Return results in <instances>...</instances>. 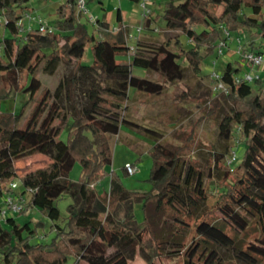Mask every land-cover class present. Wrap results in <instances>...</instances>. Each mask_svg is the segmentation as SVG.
<instances>
[{"label": "trees", "instance_id": "16d2710c", "mask_svg": "<svg viewBox=\"0 0 264 264\" xmlns=\"http://www.w3.org/2000/svg\"><path fill=\"white\" fill-rule=\"evenodd\" d=\"M28 1L0 0V18L10 33L0 38V100L18 91L28 94L18 112L0 111V197L11 190L9 183L15 180L20 192L30 190L21 213L35 208L46 215L51 220V236L38 232L44 225L41 219L32 225L18 222L20 212L0 219V264H66L70 258L68 264H128L136 253L144 264H156L159 256L181 254L184 264H223L221 249L230 250L238 264H257L263 259L264 78L252 81L257 85L252 93L251 82H235L241 59L225 63L221 78L227 91H215L209 103L201 106L202 113L187 132L175 135L179 143L156 141L150 146L149 189L127 188L106 167L112 163L111 136L121 124L162 135L123 116L129 88L160 95L167 83L181 80L184 65L178 59L184 58L197 69L218 52L221 42L227 47L228 38H239L237 47L241 43L264 54V0H165L159 14L149 12L141 23L148 32L151 21L160 19L164 37L158 40L139 34L132 50L119 9L114 28L101 17L92 32L78 18L76 0H61L52 31L37 27L20 31ZM181 34L190 42L186 47ZM87 45L90 63L82 62ZM129 53L128 61L117 58ZM59 61L75 67L68 79L67 95L75 112L71 120L57 99L49 98V91L36 96L41 88L37 66L52 73ZM132 66L154 70L163 79L134 74ZM76 70L86 79L93 77L84 88L86 100L80 107L75 100ZM60 85L61 81L54 96L59 95ZM31 101L32 111L20 127L18 122ZM223 102L230 104L218 119V135L225 148L210 151L211 172L219 186L214 191L207 181L210 171L204 175L192 156L194 127L205 117L215 116ZM184 111L181 107L178 117ZM63 129L66 138L60 139ZM235 130L244 152L238 162L227 164L224 156L233 150ZM36 153L47 154L49 162L19 174L14 161ZM75 162L80 164V174L72 179L69 172ZM104 176H109L105 189L90 185ZM64 194L70 202L66 216L58 222L55 200ZM137 203L143 212L141 220L135 215Z\"/></svg>", "mask_w": 264, "mask_h": 264}, {"label": "rangeland", "instance_id": "374dc122", "mask_svg": "<svg viewBox=\"0 0 264 264\" xmlns=\"http://www.w3.org/2000/svg\"><path fill=\"white\" fill-rule=\"evenodd\" d=\"M60 1L61 0H29L26 10L30 13L32 19L40 18L44 24L54 27L57 17L55 10ZM164 1L165 0H155L154 6L156 11L160 10V8L157 9V7H160L157 5L159 3L162 5ZM56 2H58V5L54 7ZM84 6L86 13H81L78 18L85 21L89 30L92 32H96V19L98 18L96 15H105L107 20L114 22L118 6L128 12L131 10V7L141 8L138 2L131 0H85ZM140 10H142V8ZM89 14H91V19L88 17ZM141 17L143 19L144 15L142 14ZM32 19L30 20L23 16L22 21L24 20L23 23L31 22L35 25V21ZM150 25L148 32L144 31L141 23L137 25V28L133 27V29L130 30L132 33L127 37V42L131 50L139 34H150L158 40L164 37L163 23L160 19L154 18ZM174 32L180 33V30H175ZM9 34L8 30L3 25V19L0 18V38L9 36ZM180 39L184 47L190 44L184 34L180 35ZM241 40L246 44L245 37H241ZM227 41L228 45L227 47H223L221 53L215 52L208 56L197 69H194L184 58L178 59V61L184 65V74L180 81L173 84L167 83L165 90L160 95H150L134 87L129 88L127 100L123 102V116L139 124L154 128L161 132L162 135L157 137L132 125L123 123L120 125L118 133L111 136L112 163L108 165L106 169L115 171L127 188L137 190H146L150 188V182L148 181L152 164V157L149 152L150 146L156 141L179 143L180 141L175 135L179 132H187L196 118L202 113L201 106L205 103H209L210 97L214 95L215 81L211 77V72L213 70L221 72L228 60L235 63L240 59L238 52H236L238 42L235 38H228ZM172 47L174 48L173 45ZM130 54L131 53L123 56L118 55L117 58L120 61H128ZM91 60L90 47L87 45L84 50L82 62L90 63ZM74 68L72 63L67 64L63 61H59L56 69L52 73L44 71L40 65L37 66L35 72V75L41 80V88L36 93V96H40L45 90L49 91V98L55 97L57 99L60 106L67 111L69 120L75 115L71 99L67 95L68 79ZM131 70L134 74L149 79H163L162 75L154 70H146L139 66H132ZM251 71L250 66L241 63L239 71L236 74L242 75L245 72ZM76 74L79 76V81L75 90V100L77 107H80L86 100L84 88L88 86L93 77L89 76V78L86 79L85 75L80 70H76ZM261 75H264V71H261ZM60 81L61 85L58 88L59 95L54 96L55 88ZM250 85L253 88L251 93L257 90V85L255 83L251 82ZM262 88H264V81L262 82ZM27 97V93L18 91L14 97L0 100V111L11 110L18 112L22 108ZM33 104L34 101H31L25 106L23 114L18 122L20 127L26 124L32 111ZM180 106L183 107L185 111L183 115L178 117ZM229 108L230 104L223 102L217 109L215 116L205 117L194 127L195 145L192 149V156L204 175H207L210 171L211 176H207V181L209 187L214 191L219 190V186L217 185L218 179L216 175L211 172L213 159L210 151H223L225 148L224 139L218 135V119L224 112L228 111ZM55 122L58 123L59 120ZM234 134L233 150L236 152V157L233 163L238 162L244 152V146L236 138L238 134L237 130H235ZM58 137L60 139H65L66 129H63ZM229 153L225 154V160ZM261 159H264V153H262ZM49 160L50 157L47 154L36 153L15 160L14 166L16 171L21 174L27 170L45 165ZM132 162H135L133 165L136 167V170L134 173L128 174L124 171L123 166L126 165V163ZM79 174L80 164L75 162L69 172V177L77 179ZM108 182L109 176H104L100 182L98 181L96 189L100 190L108 187ZM55 202L60 211V218L58 219V222H60L66 216V206L70 202V197L64 194L57 198ZM134 209L136 218L141 220L143 212L140 208V204H135ZM0 219L3 220L1 217ZM39 219L44 222V225L38 228V232L43 235V237L44 233H47V237H50L51 233L48 230L51 220L39 210L30 208L24 213L20 212L16 217L18 222L28 221L31 225ZM219 251L224 257L223 264H238L237 261L230 256V250L221 249ZM71 260L72 258H70L66 264L70 263ZM155 263L184 264V259L182 254L171 258L159 256L155 259ZM128 264H144V261L136 253L135 256L128 261ZM257 264H264V258L259 260Z\"/></svg>", "mask_w": 264, "mask_h": 264}, {"label": "built area", "instance_id": "2783aa9c", "mask_svg": "<svg viewBox=\"0 0 264 264\" xmlns=\"http://www.w3.org/2000/svg\"><path fill=\"white\" fill-rule=\"evenodd\" d=\"M151 2V0H139L138 4L142 8V14L145 15L149 13V7L148 4ZM85 0H76V11L85 14ZM24 17H27V19H32V17L28 13H24ZM91 19V14L88 16ZM23 18L20 19V31L24 30H30L33 27H37L40 31H52V27L49 25H46L42 22L40 18H33L32 20L35 21V25H33L31 22L29 23H23ZM237 42H240L239 38H236ZM224 47V42H221L218 47V53H221ZM236 52H238L239 57L241 59V62L245 65L250 66L251 72H245L242 75L235 74L234 81L237 83H243V82H252L253 80L257 78H264V75H261V71H264V54L261 52H255L253 50H248L244 48V46L239 43ZM222 72H217L213 70L211 72V77L215 81L214 85V91H220L224 90L227 91V83L223 81L221 78ZM236 152L232 150L227 159V164H232L235 160ZM125 170L128 174H132L135 172L136 167L132 163H126L124 165ZM95 183H91V186H94ZM9 186L11 190L9 192H4L0 197V217L2 219L6 218L8 215H15L16 213L21 212L23 210L25 204H26V195L29 193H22L20 192V184L18 181H12L9 183Z\"/></svg>", "mask_w": 264, "mask_h": 264}, {"label": "crops", "instance_id": "0c3cea01", "mask_svg": "<svg viewBox=\"0 0 264 264\" xmlns=\"http://www.w3.org/2000/svg\"><path fill=\"white\" fill-rule=\"evenodd\" d=\"M154 3H155V0H151V3L148 4V7H149V12L152 13L151 15L152 16H155L156 14H159L161 9H162V5H160V3L157 5V6H160V7H157L160 8V10L156 11L155 9V6H154ZM58 5V2L55 3V6L56 7ZM117 9H119V13H120V19L122 20V23L125 24L128 28V33L129 35H131V29H133V27H136L137 28V25L142 23V13L141 12L142 10L138 9V8H135V7H131V10L128 12V11H125L124 9H122L120 6L117 7ZM24 13H28L27 10L24 11ZM30 15V13H28ZM98 18H101L103 17L109 24L111 27H115L116 26V18L117 16L115 17V20L114 22L112 21H109L105 18V15L103 16H100V15H96ZM24 21V20H23ZM101 181V180H100ZM99 181V182H100ZM98 186V182L95 183V188ZM106 188V187H105ZM103 188V189H105Z\"/></svg>", "mask_w": 264, "mask_h": 264}]
</instances>
